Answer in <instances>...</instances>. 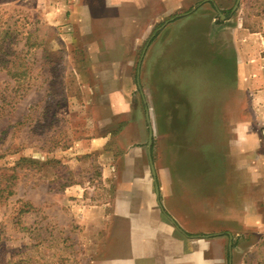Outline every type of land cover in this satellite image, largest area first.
<instances>
[{"label":"rangeland","instance_id":"rangeland-1","mask_svg":"<svg viewBox=\"0 0 264 264\" xmlns=\"http://www.w3.org/2000/svg\"><path fill=\"white\" fill-rule=\"evenodd\" d=\"M189 1L171 7L159 20L160 6L153 7L157 21L137 39L145 20L137 21L129 12L115 13L110 0H0V36L9 34L2 45L12 39L11 49L25 54L19 70H26L18 75L17 89L5 72H13L16 65H0V152H5L0 166L11 191L0 201V264H87L95 259L100 248L95 244L103 232L84 223L83 211L110 199L111 185L109 177L103 179L96 152L77 145L87 146L90 139L122 123L120 116L110 115L108 98L113 92L128 101L130 111L121 116L133 121L143 114L136 81L140 56L164 21L191 12L202 0H192L191 6ZM234 2L228 0L222 8L229 13L226 22L215 18L220 29L214 30L211 46L218 51L232 47L230 28L242 30L238 37L244 34L245 44L250 32H259L264 42V0H239L233 8ZM234 41L237 82L239 39ZM257 58L262 61L263 83L235 88V100L242 95L244 102L217 104L219 114L234 112L233 119L219 118L218 127L244 121L264 139V51ZM186 123L189 132L195 130L194 120L186 118ZM137 140L144 137L138 138L131 128L123 141ZM23 156L37 162L16 165ZM202 234L214 236L210 231ZM235 244L239 246L231 264H264V233L251 229ZM224 250L228 263L229 249Z\"/></svg>","mask_w":264,"mask_h":264},{"label":"crops","instance_id":"crops-1","mask_svg":"<svg viewBox=\"0 0 264 264\" xmlns=\"http://www.w3.org/2000/svg\"><path fill=\"white\" fill-rule=\"evenodd\" d=\"M187 1L110 0V4L115 13L129 12L135 20H145L139 39L171 7ZM227 2L202 0L191 12L164 21L136 68L143 114L133 121L121 116L129 113V104L121 92H113L108 98L110 115L120 116L122 123L90 139L87 146L77 145L96 152L112 195L83 211L84 223L103 232L95 244L98 253L87 264H231L239 246L236 239L246 238L251 229L264 233V139L244 121L236 127L227 121L218 127L219 118L233 119L234 112L219 114L217 105L244 102L242 95L235 100V88L263 83L257 57L264 42L259 32H250L245 44V39L241 41L245 35L238 37L242 30L230 28L232 47L225 52L213 47L214 30L220 29L215 18L226 22L229 13L222 8ZM158 6L156 20L153 7ZM192 103L197 108L192 109ZM186 118L194 120V131L189 132ZM131 128L144 141L124 142ZM149 133L155 176L148 158ZM207 231L214 236L203 237Z\"/></svg>","mask_w":264,"mask_h":264},{"label":"trees","instance_id":"trees-1","mask_svg":"<svg viewBox=\"0 0 264 264\" xmlns=\"http://www.w3.org/2000/svg\"><path fill=\"white\" fill-rule=\"evenodd\" d=\"M178 16V15H177ZM176 17V16H174ZM173 17V18H174ZM3 30V29H2ZM4 36H9L8 33L5 34H1L0 36V65L5 64L7 62H11L12 64L16 65V68L13 70V72H10V70L7 68L5 69V72L14 78L15 80V84H16V88L19 89L20 88V80H18V78L20 76H18L19 74H26V70H19L20 68H22V63L21 60H23L25 58V54H22V50H16L13 51V49H11L10 44L12 43V39H10V42H8V44L4 47L3 44V40H4ZM16 37V35H15ZM22 49V48H21ZM137 81V80H136ZM3 104V103H2ZM0 104V108L3 107V105ZM0 134H2V131L0 132ZM18 148H14V152H17ZM5 152H0V157H2L4 155ZM37 160L32 159V158H28V157H20L19 160L17 161L16 165L23 163V164H28V163H36ZM4 170V166H0V201L3 200L5 197H7L11 191L10 188L8 187V180H5L6 177V173L3 171ZM15 177V174H11V176Z\"/></svg>","mask_w":264,"mask_h":264},{"label":"water","instance_id":"water-1","mask_svg":"<svg viewBox=\"0 0 264 264\" xmlns=\"http://www.w3.org/2000/svg\"><path fill=\"white\" fill-rule=\"evenodd\" d=\"M238 1H239V0H236V1H235V5H234V7H236ZM150 143H151V133H149V138H148V143H147L148 151H149L148 158H149V164H150V168H151V173L153 174V176H155V171H154V167H153L152 159H151V156H150V150H149ZM154 188H155V193H156V195H158V187H157V184H155Z\"/></svg>","mask_w":264,"mask_h":264}]
</instances>
